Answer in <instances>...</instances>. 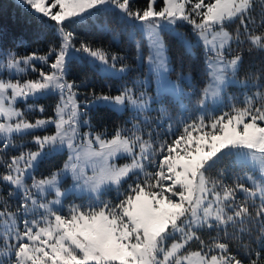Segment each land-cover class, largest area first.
Wrapping results in <instances>:
<instances>
[{
	"label": "snow or ice",
	"instance_id": "6c2138e0",
	"mask_svg": "<svg viewBox=\"0 0 264 264\" xmlns=\"http://www.w3.org/2000/svg\"><path fill=\"white\" fill-rule=\"evenodd\" d=\"M145 2L141 9L132 0H17L39 27L51 30V39L43 54L0 50V73L7 74H0V186L7 188L6 197L0 193V264H264V83H253L254 92L249 84L264 77V70L261 77L246 73L239 78L243 47L264 52V0ZM113 9L122 14L120 20L139 22L148 41V75L164 90L155 99L143 87L145 81L117 95L93 90L88 104L131 110L136 121L108 137L81 133L82 126L91 127L78 94L88 81L85 77L78 84L68 77L77 53L109 77L129 70L126 57L88 42L76 47L69 29ZM182 24L191 26L207 55V82L194 110L184 104L180 83L168 78L170 46L163 34L190 49L191 41L177 30ZM103 27L118 39L115 29ZM136 59H145L139 42ZM29 70L38 76L23 78ZM230 85L246 90L243 99L227 95ZM165 90L187 117L173 119ZM51 95L59 96L54 116L31 122L29 111H46L35 101ZM209 100L216 106L212 110ZM21 101L27 111L18 107ZM152 103L158 105L157 128L169 121L171 139L161 140L147 116L138 118L152 110ZM220 106L227 110L217 115ZM49 125L55 126L54 134H36ZM29 136L35 150L25 151L16 141ZM17 148L19 154L9 157V150ZM65 149L63 166L37 179L39 165ZM122 157L129 162H115ZM245 168L249 171L237 173ZM230 174L235 179L227 183ZM69 177L72 185L64 188ZM125 183L118 202L102 199L113 187L119 193ZM70 193L86 195L88 203H70L65 211Z\"/></svg>",
	"mask_w": 264,
	"mask_h": 264
},
{
	"label": "trees",
	"instance_id": "16d2710c",
	"mask_svg": "<svg viewBox=\"0 0 264 264\" xmlns=\"http://www.w3.org/2000/svg\"><path fill=\"white\" fill-rule=\"evenodd\" d=\"M161 0L158 1L160 4ZM134 7L144 8L146 6L145 0H132ZM116 10L101 15L98 20H108L112 23L113 27L119 33L118 39H114V33L112 31H106L101 26L97 19L88 23L87 25L72 26L69 30L74 32L76 47H79L80 42H88L93 47H101L109 52H115L119 55L126 57L124 63L130 65L129 74L121 77H109L105 74H101L98 70L92 68L87 59L81 60L76 58L72 64V71L69 75L70 80H76L79 84L81 80L87 77V86L82 85L79 91V98L91 99V92H95L99 95L103 94H116L121 90V81L129 78L130 75H135L138 72L144 73V68L137 66L136 59V42L129 39V33L125 26L124 20L118 18ZM235 28V25H232ZM51 39V30L43 29L38 26L36 19L29 15L25 9L18 6L14 0H0V43L5 47H9L17 51L20 55L28 54L36 51L39 54H43L47 50L48 41ZM165 40L169 43V57L171 62V73L174 76H180L181 74L189 73L191 83L183 81L187 86L193 87V101L199 99L200 91L207 82V69L205 65L204 51L200 44L194 45L195 52L185 50L183 45L177 44L168 33H165ZM23 42V43H20ZM235 50L236 46L233 45ZM243 65L241 68L240 76L245 78L246 73H255L258 77H261L262 70H264V52L252 51L249 52L247 45L242 49ZM136 65V66H135ZM253 83H264V77L255 82L249 81L250 91H256V87L251 86ZM240 87H238L239 89ZM242 95V93H240ZM49 100L41 98L39 102L48 103V109L45 114H53V106L51 105L52 98ZM172 101V99H169ZM172 103V102H171ZM176 109V104L172 103ZM88 115L91 120V127L93 130L104 132L111 135L115 128L126 127L131 128L133 121H130V117L126 111L117 112L111 108H98L97 106L91 107ZM243 171L237 170V173L241 175ZM235 179V175L230 174L226 178L227 183H231ZM239 196L242 198L243 194ZM232 232V229H229ZM212 236L216 233L213 231ZM221 235H223L221 233ZM207 239V235L205 236ZM230 243L233 246V250L236 248V241L231 240Z\"/></svg>",
	"mask_w": 264,
	"mask_h": 264
},
{
	"label": "rangeland",
	"instance_id": "374dc122",
	"mask_svg": "<svg viewBox=\"0 0 264 264\" xmlns=\"http://www.w3.org/2000/svg\"><path fill=\"white\" fill-rule=\"evenodd\" d=\"M17 2V0H14ZM158 1L157 0V6H159L158 4ZM113 10H116V9H113ZM117 13L119 14L118 15V18H120L122 16V14L119 13L118 10H116ZM97 21L98 23L101 25V26H104L105 24H107V26L110 28V27H113L112 23L108 20V18L104 19V21L102 22V20H98L97 18ZM124 22H125V26H126V31L127 33L130 34H134L135 35V42H136V56H137V42H139L140 44V48H141V52L144 56V61L143 63H141L140 61L137 60V66L139 68L143 67L144 68V73H141V72H138L137 74L135 75H130L129 78L127 79H123L121 81V84H122V88L121 90L124 88V87H132L133 83L136 82V81H145L146 83L144 84V88L147 90V93L150 97H153L155 99V97L157 96V93L159 90H164V86L163 85H158V82L156 80V78L154 76H149L148 75V68H147V56H148V41L147 39L143 36V34L140 32L139 30V27H138V23L139 22H133V21H129L127 20V18L124 19ZM136 24L137 27L136 28H133V24ZM179 32L185 34V36L187 37V39L189 41H191V44H192V47L188 50L192 51V52H195L196 48H194V45H198L197 43V37L195 35V33L192 31L191 29V26L190 25H187V24H182L178 29H177ZM164 37H165V33L163 34ZM200 45L202 46L203 48V51H204V57H205V65H206V59H207V55H206V52L204 50V47H203V44L200 43ZM14 50L12 48H9V47H5L4 45H2L0 43V50ZM23 55H26V54H23ZM84 54L83 53H77L76 54V57L79 58L80 56H83ZM169 55V54H168ZM80 59V58H79ZM128 65V64H127ZM38 66V70L39 68L41 67L40 65H37ZM119 67V64L117 65ZM129 68H130V65H128ZM136 66V65H135ZM45 69H46V66H43ZM170 68L171 67V62H170ZM206 69H207V66H206ZM2 75H5L7 76L6 73H0ZM103 74V73H101ZM126 74H129V70L118 76V77H121L123 75H126ZM38 76V71L35 72V73H32L30 70H29V73L28 75L24 76L23 78L27 79V78H36ZM180 76H184V77H188L189 79L186 81L188 83H191V78H190V74L188 73H185V74H181ZM180 76H174L171 72L169 74V79L173 82H176V83H180L181 87L184 89V92L186 93V96L184 97V104H186L189 109H196V105H197V101H193L192 98H193V90L194 88L193 87H189L187 86L182 80H179L178 78ZM241 80H243L244 78L242 77H239ZM238 85H230L227 89V95L229 96H239L241 99H243V93L246 91L244 88L240 87L238 89ZM254 92V91H252ZM119 93V92H118ZM118 93L116 94H110V95H117ZM240 93H242V95H240ZM78 94H79V91H78ZM164 95H165V103L168 105L169 107V111L171 113V115L173 116V119L174 120H178L181 118V116L183 115L184 117H187V113L186 112H182L181 110V107L179 105H176V109L174 108L173 104L171 103V101H169V99H172V94L170 91H167L165 90L164 91ZM51 97L52 100H51V105L53 106V110L55 108V105L57 104V102L59 101V96L58 95H51V96H48V97H45L44 99L47 98V100H49L48 98ZM80 102H81V110L82 111H85V112H89L90 108L91 107H95L96 105L94 104H88V101L92 100L91 99H85V98H79ZM33 101L30 99L28 101V103H32ZM37 104H43L45 109L47 110L48 109V103H43V102H39V100L35 101ZM18 107H20L21 109H24L25 111H27V105L21 101L19 104H18ZM214 107H216L213 102L211 100L208 101V108L209 110H212ZM158 108V105L156 103H152L151 105V109L150 111L146 112V113H143L141 114L138 118L140 120H143L144 116H147L151 121H152V125L151 127L154 129L155 132H159L160 133V139L161 140H164V139H171L172 137L170 135H167V130H168V123H170L169 121H165L163 123V126L162 127H159L157 128L156 126V122L158 120V111H156V109ZM223 110H227L226 108H224L223 106H220L218 108V110L216 111V114L219 115L220 111H223ZM124 112V111H122ZM126 112L128 113L129 115V119L130 121H133L136 122L135 120H133V112L131 110H126ZM199 114V111H194V115H198ZM48 116H54V111H53V114L51 115H47L45 113H40L39 111H35V112H28V119L31 121V122H35L36 119H45L47 118ZM90 118L89 115H87L85 117V119H88ZM176 130V126L174 125L173 127V131L175 132ZM81 133L83 132H91L92 134H95L96 132H100V131H97V130H93L92 127H88V126H82L81 129H80ZM147 131V130H145ZM55 132V126L54 125H49L47 129H43V130H37V133L36 134H39V135H51V134H54ZM104 133V132H102ZM106 136L110 137L111 135H108L105 133ZM145 138H147V135H145ZM31 137H25L24 139H18L16 141V143L18 145H22L24 147V150L27 151L28 148H32L33 150H35V146L31 144ZM19 154V148L17 149H10L9 150V157L11 155H18ZM67 159V149H65L63 152L61 153H57L55 154L53 157H50L49 159H46L45 161H43L39 167L35 170V175L37 177V179L41 178L42 176H45V175H48L51 171H55L57 168L59 167H62L63 166V163L64 161ZM116 163L118 164H124V163H127L129 162V160L127 158H120L118 159L117 161H115ZM149 170H152V169H149ZM0 171H2V169H0ZM244 171H249V169L245 168L243 170V172L241 173V175H243ZM88 174L91 175V169L89 168L88 169ZM258 175V174H257ZM29 184L31 183V181L29 180L28 181ZM132 181H128V183H131ZM128 183H125L123 185V187L120 189V192L118 193L117 190L115 189V187L111 188L110 190H108L107 192L104 193V195L102 196V199L104 200H110L112 202H118V199L120 198V193L124 192L127 187H128ZM72 185V180L71 178L69 177L67 179V181L64 183L63 187L64 188H70ZM0 193H2L5 197L7 196V188H2V186H0ZM53 197L52 196H49L48 199H52ZM9 203L13 206V209L15 208L16 204H17V200L15 197L11 198L9 200ZM70 203H75V204H87L88 203V200H87V197L86 195L84 196H81L79 194H75V193H70L65 201H64V206H65V211L67 209V206L68 204ZM196 245H193V248H195Z\"/></svg>",
	"mask_w": 264,
	"mask_h": 264
}]
</instances>
